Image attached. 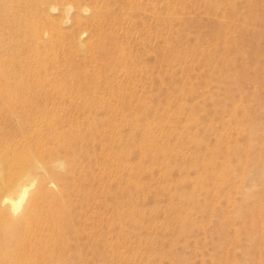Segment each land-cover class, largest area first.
<instances>
[{
  "label": "rangeland",
  "instance_id": "374dc122",
  "mask_svg": "<svg viewBox=\"0 0 264 264\" xmlns=\"http://www.w3.org/2000/svg\"><path fill=\"white\" fill-rule=\"evenodd\" d=\"M34 2L0 1L5 264H264V0Z\"/></svg>",
  "mask_w": 264,
  "mask_h": 264
},
{
  "label": "bare ground",
  "instance_id": "6f19581e",
  "mask_svg": "<svg viewBox=\"0 0 264 264\" xmlns=\"http://www.w3.org/2000/svg\"><path fill=\"white\" fill-rule=\"evenodd\" d=\"M0 1H25V0H0ZM35 5L40 7L43 3H41L43 0H34ZM37 1H40L39 3ZM50 1H46L43 5L42 8L39 10L40 11V15L41 17H43L44 22L47 19L48 16H50V10H55L56 8L49 4ZM53 3V2H52ZM55 3V2H54ZM0 31H2L3 34H5L4 37L6 38H10V35H13V33L15 32H24L25 31V16L24 13H21L20 11L16 12V11H12L11 9H6V8H1L0 9ZM58 10V9H57ZM65 11V12H64ZM62 14V17L64 18H68L69 14H68V9L67 8H62V10L60 11ZM49 19V25L51 29V33H53V36L56 34H60L63 30V26L66 25L65 22H67V20L65 21H59V20H50V17H48ZM69 20V19H68ZM69 23V21L67 22ZM57 36V35H56ZM76 42H81L79 40V38H77L76 36ZM9 44V42H3L1 41L0 46L2 47H6ZM38 126H33L31 130H33V128H37ZM34 132V131H33ZM12 146H16V144H9V143H0V165H2L3 169L5 167V164L9 161H11L13 164H20L22 162H25V159H21V158H17L11 150ZM32 167L33 168H40L41 165L39 162H37L36 160L33 161L32 163ZM3 171L0 169V176H2ZM31 176V172H27V170H21L20 173L18 174V179L20 180L18 182V184L16 185V187L14 188L17 196H20L19 200H14L12 198V193H8L4 196V199L2 200V203L7 202L9 203V206L12 208L13 211H16L17 209L20 208L21 206V197L25 196V185L28 182L29 178ZM30 181V180H29ZM10 190V189H8ZM4 218V217H3ZM5 219V218H4ZM5 219V221L2 220V216L0 215V230L5 228L6 224H9L10 227L12 226H20L22 225V221L18 220V221H7ZM6 238H9L8 234H5V232L1 231L0 232V242L4 243V244H8L10 243L9 240L6 241ZM15 238V236H13V239ZM11 239V238H10ZM14 245L16 243H13ZM11 245V244H10ZM9 244L6 245L7 247L3 248V252L4 253H9L12 250H15L14 247L10 246ZM14 248V249H13ZM3 255V254H2ZM3 256L0 258V263L1 264H5V261L3 260Z\"/></svg>",
  "mask_w": 264,
  "mask_h": 264
}]
</instances>
